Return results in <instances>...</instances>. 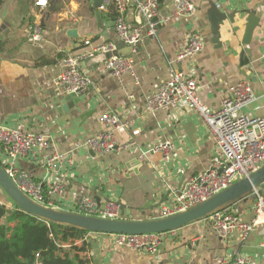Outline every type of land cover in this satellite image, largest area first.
Listing matches in <instances>:
<instances>
[{
  "label": "crops",
  "instance_id": "crops-1",
  "mask_svg": "<svg viewBox=\"0 0 264 264\" xmlns=\"http://www.w3.org/2000/svg\"><path fill=\"white\" fill-rule=\"evenodd\" d=\"M36 1L4 0L0 5V125L40 133L51 148L71 160L73 164H63L59 171L27 159L17 162L44 188L47 201L60 209L71 210L87 194L99 196V202L116 201L120 217L153 218L157 208L173 204L180 184L208 168L215 141L197 111L189 106L157 111L147 107V97L170 79L173 69L196 80L197 97L211 110L220 108L235 83H249L253 99L242 111L264 117V0H190L196 11L187 17L175 13L173 0H160L155 33L145 36L135 53L114 31L111 0H101L103 7L98 8L93 0H47L45 7ZM55 6L60 8L49 10ZM214 12L233 20L225 18L219 24L218 39ZM124 17L135 20L132 6ZM247 23L253 24V31L249 43L243 44ZM35 25L41 31L39 41L28 37ZM69 29H76L77 36H69ZM192 32L202 36L203 48L177 62ZM109 41L132 57L136 79L125 73L118 81L103 66L105 54L97 53L79 62L80 71L91 80L89 88L79 93L84 98L77 108L60 110L59 96L70 93L56 84L66 59ZM87 111L93 112L81 118ZM107 111L130 125L113 129L117 146L100 154L85 147V140L109 129L98 120ZM130 139L145 152L144 159L123 147ZM165 141L173 144L169 154L151 151ZM56 185L58 191H51ZM168 191L167 201L150 210ZM258 191L264 198V185ZM255 201L256 195H250L230 210L250 221L256 216ZM0 204L11 206L1 194ZM85 242L93 256L88 257L87 251L84 255L93 264H217L216 257L227 261L236 254L250 256L251 264H264V212L245 240L238 234L220 238L208 220H200L166 233L156 253L116 247L106 235H86ZM73 244L83 242L77 239Z\"/></svg>",
  "mask_w": 264,
  "mask_h": 264
},
{
  "label": "built area",
  "instance_id": "built-area-1",
  "mask_svg": "<svg viewBox=\"0 0 264 264\" xmlns=\"http://www.w3.org/2000/svg\"><path fill=\"white\" fill-rule=\"evenodd\" d=\"M115 17L113 28L120 42L127 46L131 53H135L145 36H153L157 16L158 0H111ZM47 0L36 1L37 6H47ZM132 6L135 20L127 21L125 11ZM101 7H103L101 5ZM175 13L181 16H192L196 7L190 0H173ZM146 28V31H144ZM28 37L33 41L41 39L38 25L32 27ZM89 44L88 41H85ZM203 48V38L198 32H192L184 49L178 52L176 61L191 58ZM105 54L103 66L118 81L122 74H130L136 79L134 62L130 55L122 54L114 42L94 45L90 49L81 50L68 57L63 69L56 78V84L68 92H81L89 88L91 80L79 69V62L93 57L95 54ZM198 85L193 77H186L180 71L173 69L170 79L162 83L159 88L147 97V107L157 111L166 107H192L207 124L209 133L215 141V148L211 154L208 168L185 180L179 189L173 204L162 205L155 210L156 217H165L187 209L229 187L235 181L247 177L264 164V117H250L243 113V106L250 103L253 94L249 83L245 81L235 83L229 91V96L222 100L219 109L211 110L203 105L198 97ZM99 122L109 127L85 140V147L94 152L105 154L115 149L116 142L113 129L125 128L130 125L122 121L116 113L110 111L102 113ZM124 148L137 151L141 159L143 152L134 140L130 139ZM173 149L170 141L156 144L152 152L169 154ZM27 159L48 171H59L62 165L73 164L62 154L51 148L44 135L33 131L19 130L0 125V166L14 183L33 200L55 208V203L47 201L44 189L24 171L18 168L17 162ZM56 185L51 191H58ZM254 205L255 218L250 221L241 219L228 209L221 210L207 219L213 231L220 238H230L238 234L245 240L256 226V218L264 212V198L257 190ZM83 215L106 218H119V204L113 199L97 201L94 195H83L70 210ZM166 233L147 234H95L87 233L80 238L85 242L86 235H106L112 239L116 247L156 253ZM79 240V239H78ZM88 257L93 256L90 250ZM217 264H251L250 256L236 254L225 260L216 257ZM39 264V263H34ZM93 264V263H88Z\"/></svg>",
  "mask_w": 264,
  "mask_h": 264
},
{
  "label": "water",
  "instance_id": "water-1",
  "mask_svg": "<svg viewBox=\"0 0 264 264\" xmlns=\"http://www.w3.org/2000/svg\"><path fill=\"white\" fill-rule=\"evenodd\" d=\"M93 6L96 8L100 7L101 0H93ZM59 8V6L49 7V10L55 11ZM225 18H228L230 22L233 23L232 17L229 15L226 16L215 13L214 16H212V22H214L213 25L216 28L215 33L217 39L219 36L218 26ZM155 20L156 17L153 21ZM252 31L253 24L247 23L242 39L243 44L249 43ZM67 34L69 36L76 37V29H69ZM1 38L2 34L0 31V42ZM79 93L80 92H70L69 94L59 96L60 110L67 112L77 108L81 100L84 98V96ZM92 112L93 111L84 112L80 115V117L83 118L85 116H89ZM263 185L264 164L257 170L251 172L247 177L235 181L229 187L221 190L217 194L174 214L165 217H153L146 219H129L123 217L106 218L83 215L70 210H63L41 204L25 194L0 166V189L13 204L19 207L20 210L38 217L48 223L68 226L95 234L169 233L191 223L208 218L216 212L231 207L243 198L254 195L255 192ZM170 192L171 191L166 192L164 199L150 206L149 209L152 210L157 208L163 202L167 201ZM95 197L98 201L99 196L96 195ZM144 212L145 210H142V213Z\"/></svg>",
  "mask_w": 264,
  "mask_h": 264
},
{
  "label": "trees",
  "instance_id": "trees-1",
  "mask_svg": "<svg viewBox=\"0 0 264 264\" xmlns=\"http://www.w3.org/2000/svg\"><path fill=\"white\" fill-rule=\"evenodd\" d=\"M3 2L0 0V5ZM9 202L11 206L0 204V264L89 263L84 255L87 243L73 244L89 232L48 223ZM44 203L47 204L46 199Z\"/></svg>",
  "mask_w": 264,
  "mask_h": 264
},
{
  "label": "rangeland",
  "instance_id": "rangeland-1",
  "mask_svg": "<svg viewBox=\"0 0 264 264\" xmlns=\"http://www.w3.org/2000/svg\"><path fill=\"white\" fill-rule=\"evenodd\" d=\"M244 113V112H243ZM245 114V113H244ZM0 194L2 195V196H5L6 197V195H5V193L0 189ZM7 198V197H6ZM8 199V198H7ZM9 200V199H8Z\"/></svg>",
  "mask_w": 264,
  "mask_h": 264
}]
</instances>
